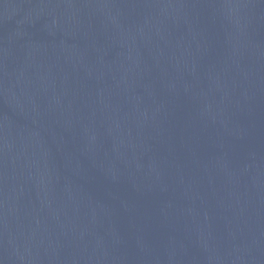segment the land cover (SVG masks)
Wrapping results in <instances>:
<instances>
[{
    "label": "water",
    "instance_id": "obj_1",
    "mask_svg": "<svg viewBox=\"0 0 264 264\" xmlns=\"http://www.w3.org/2000/svg\"><path fill=\"white\" fill-rule=\"evenodd\" d=\"M0 264H264V0H0Z\"/></svg>",
    "mask_w": 264,
    "mask_h": 264
}]
</instances>
